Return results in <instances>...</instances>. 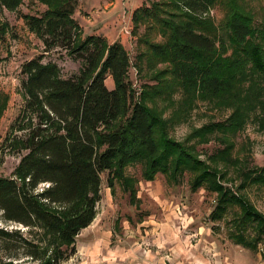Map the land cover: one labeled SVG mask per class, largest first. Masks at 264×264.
<instances>
[{
    "label": "trees",
    "instance_id": "trees-1",
    "mask_svg": "<svg viewBox=\"0 0 264 264\" xmlns=\"http://www.w3.org/2000/svg\"><path fill=\"white\" fill-rule=\"evenodd\" d=\"M38 14H22L24 25L42 42L43 53L21 64L24 102L12 128L25 150L13 176L0 177V216L25 228L0 227V264H14L21 255L29 264H61L75 254L80 231L91 224L100 200L101 174L107 186L116 183L136 203V179L128 166L141 164V176L152 181L162 174L177 184L189 173L191 188L206 187L218 196L211 220L224 218L231 206L235 219L232 238L255 248L264 235V213L246 197L221 183L223 175L206 167L186 146L167 134V126L138 97L128 78L130 58L119 42L98 34L82 35L74 18L80 0H43ZM21 0H0V8L14 11ZM160 3L140 6L132 22L152 21L163 39H148L147 52L167 65L164 73L177 83L204 95L232 93L240 81L264 74V22L241 0H168L177 12ZM217 5L225 8L220 30L207 17ZM162 13L166 16L163 17ZM6 25H0V41ZM139 43V42H138ZM64 51L81 63L78 73L61 75L45 54ZM111 77L113 87L105 80ZM264 186V167L250 176ZM239 190L246 189L247 185ZM256 232L253 241L246 232ZM23 262V261H22ZM23 264V263H21Z\"/></svg>",
    "mask_w": 264,
    "mask_h": 264
},
{
    "label": "rangeland",
    "instance_id": "rangeland-1",
    "mask_svg": "<svg viewBox=\"0 0 264 264\" xmlns=\"http://www.w3.org/2000/svg\"><path fill=\"white\" fill-rule=\"evenodd\" d=\"M98 1L80 0L77 5L74 17L89 27L87 30L81 26L82 35L93 30L88 20L92 11L105 14L103 11L111 10L115 0H100L107 8ZM131 1L119 3L123 16H127L125 10L131 14L129 27L123 22L121 31L129 34L123 46L130 58L128 78L138 99L168 124L169 136L183 143L219 177L223 175L224 187L246 197L264 213V186L250 183V176L264 167V74L251 81L244 79L232 93L218 96L204 95L173 81L164 73L167 65L142 44L146 31L154 42L163 39L162 31L151 26L152 21L141 20L134 26L132 13L153 3H160L162 11L177 10L166 6L168 0ZM241 3L252 10L257 24L264 22V0ZM46 7L43 0H21L17 10L0 8V25L7 26L5 38L0 41V177L13 176L25 152L14 138L22 131L12 128L14 123L18 126L16 118L24 102L21 64L43 53L41 40L20 16L38 14ZM224 15L221 5L207 14L217 31ZM48 60L60 67L63 77L78 73L81 65L64 51L45 54L42 61ZM105 83L109 88L113 86L111 77ZM141 169L139 163L126 169L136 179L135 204L119 183L110 188L106 172L101 174V198L95 218L78 234L75 254L61 264H147L149 258L158 264H264V235L255 248L237 243L231 236L235 218L242 214L238 206H231L222 220L212 221L210 214L220 194L206 187L192 190L189 173L173 184L160 173L152 181H145ZM241 185H247L246 189L239 190ZM0 227L26 231L18 224L6 223L1 216ZM256 232L249 229L246 239L253 241ZM0 255L6 259L4 252ZM13 263L29 264L21 255Z\"/></svg>",
    "mask_w": 264,
    "mask_h": 264
},
{
    "label": "crops",
    "instance_id": "crops-1",
    "mask_svg": "<svg viewBox=\"0 0 264 264\" xmlns=\"http://www.w3.org/2000/svg\"><path fill=\"white\" fill-rule=\"evenodd\" d=\"M132 2H133V0L131 1V3ZM98 4L103 5L100 0L98 1ZM127 4H129L128 1H127ZM103 6L106 7V5H103ZM121 8L122 7L119 3V0H115L113 2V7L111 10H108L107 12L103 11L105 14H102L101 12L95 14V12L92 11V13L90 14L91 18L88 20H90L91 25H89V26H91V29H93V30L89 31V33H87V34L102 35L106 38V40L109 43H112L114 41H119L122 45H125V41H127L129 34H128L127 30H125L126 32L125 31L122 32L121 27L124 24H126V26L129 27L128 25H130L131 14H130V11H128L129 12L128 13L127 10L124 9L125 13L128 17L123 16V14H121V12H120ZM125 19H127V20L125 21ZM123 22H124V24L122 25ZM79 24H81V26L84 27V29L86 28L88 30L89 27L84 26V24L86 25V23L82 24L80 22ZM127 27H124V28L126 29ZM87 30H85V32H87ZM147 260L149 261V262L146 261L147 264H150V263L151 264H155V263L158 264V262H156V260L151 261L150 258Z\"/></svg>",
    "mask_w": 264,
    "mask_h": 264
}]
</instances>
